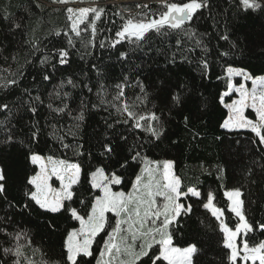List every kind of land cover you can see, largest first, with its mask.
I'll list each match as a JSON object with an SVG mask.
<instances>
[{
	"label": "trees",
	"instance_id": "trees-1",
	"mask_svg": "<svg viewBox=\"0 0 264 264\" xmlns=\"http://www.w3.org/2000/svg\"><path fill=\"white\" fill-rule=\"evenodd\" d=\"M257 2L261 7L252 10L239 0H207L179 30L150 31L141 41L125 38L115 43L127 19H152L165 11L161 0H95L96 8L104 10L95 20V32L91 14L80 25L79 36L71 30L66 3L0 0V169L5 176L0 181V261L12 264L16 259L3 250L14 248L17 241L12 237L21 233L26 234L19 242L22 264H68L64 242L79 222L67 209L88 216L100 195L92 188L91 174L98 168L109 178L117 174L121 183L111 189L128 193L144 160L171 161L180 191L195 188L201 193L199 198H180L185 207L191 205V212L178 217L170 229L173 246H197L193 264H230L219 222L203 207L209 194L223 210L224 223L234 230L238 218L228 211L225 192L239 190L243 213L254 230L242 233L237 242L247 239L251 247L264 241V145L250 131L222 128L229 114L220 103L227 91V68L243 69L252 77L264 75V0ZM60 50L68 53L63 65ZM118 85L125 95L116 100ZM173 94L180 96L179 105L170 102ZM234 97H225L224 103ZM121 103L137 115L155 112L163 128L160 138L132 128L131 121L123 123L125 117L117 112ZM60 108L64 111H53ZM80 115L82 120L77 119ZM245 115L254 119L251 111ZM106 144L111 153L105 151ZM33 153L80 167L73 198L64 201L59 213L44 212L26 195L33 191L27 179L37 171L29 160ZM137 153L140 158L133 160ZM116 219L107 212L105 228L91 246L93 255L78 258L82 264H96ZM152 252L158 254L159 245Z\"/></svg>",
	"mask_w": 264,
	"mask_h": 264
},
{
	"label": "snow or ice",
	"instance_id": "snow-or-ice-1",
	"mask_svg": "<svg viewBox=\"0 0 264 264\" xmlns=\"http://www.w3.org/2000/svg\"><path fill=\"white\" fill-rule=\"evenodd\" d=\"M68 2L70 0H53V3L64 4ZM161 2L166 10L160 12L158 17L145 18L141 21L132 18L127 19L121 29L117 31L116 35L119 39L115 43H119L125 38H135L136 41H141L150 31L160 33L161 29L165 28L179 30L186 22L192 20L198 10L207 6V0H189V2L182 4L167 3L166 0H161ZM239 3L245 9L255 10L261 7L257 0H239ZM144 7L147 8L148 6L144 5ZM66 11L68 19L71 21L72 32L79 36V25L85 22L89 13L94 15L91 26L95 32V20L100 19L104 10L84 7L80 9L67 8ZM15 27L19 28L20 25L16 24ZM56 34L60 35L59 32ZM223 38L227 39V37ZM69 44H71V40H69ZM114 46L115 44H113ZM101 47H103V43ZM67 55L66 51L60 50V64L63 65L67 62ZM123 55L122 53L121 56ZM203 67L207 68V64L204 63ZM227 76L228 90L221 94L220 103L223 104L224 98L233 91L238 93L239 99L225 105L229 110V116L221 127L229 131L234 129L250 131L259 138V143L264 145V76L252 77L243 69L231 67L227 69ZM233 76H242L246 81L251 80V90L245 88L243 83L238 88H234L231 82ZM44 79L47 80L49 77L46 75ZM69 83L72 81L69 80ZM117 88L118 93L114 99L119 100L125 93L123 86L118 85ZM140 88L143 92L142 85ZM170 102L179 105L181 98L178 94H173L170 97ZM2 107L6 109L7 105ZM249 108L255 113V120L245 117V110ZM31 110L34 113L36 111L35 108ZM53 111L63 112L64 109H53ZM117 112L125 117L122 122L128 124L131 121V126L134 129L147 131L156 139H159L163 134L161 118L155 112L137 115L127 103L118 105ZM77 119L82 120L83 115L78 116ZM185 122H187V117H185ZM33 139H36V133H33ZM11 140L12 137L9 136L8 142ZM64 146L68 147V145ZM105 151L111 153L113 149L106 144ZM139 158V153L132 157L133 160ZM29 160L33 165L39 167V171L27 179V184L35 190L26 192V195L44 212L53 214L61 212L65 209L64 201H71L73 198L72 187L79 182L80 167L64 160H53L51 157L45 161L35 153L29 156ZM123 166L121 165V167ZM172 170L173 163L171 161L151 162L144 160L141 174L136 176L132 184V191L127 195L111 190L110 185L121 183L120 176L113 173L110 178L106 177L103 169H97L93 172L91 174L92 188L100 189L102 195L95 198L87 219L79 215L75 208L67 209L71 217L80 223L79 230L69 232L64 242L68 264H82L78 258L93 255L91 246L94 238L105 228V213L107 212L113 213L117 219L112 231L104 240L96 264H145L144 258H147V262L150 264H158L159 261H164L166 264H193V257L198 252L197 246L195 244H190L184 248L173 246V236L170 229L177 222L178 217L191 212V205L185 207L179 202L180 198L189 195L199 198L201 193L195 188L181 192V181L173 174ZM52 176L60 181L59 190L50 187L49 180ZM3 180H5V176L3 170L0 169V181ZM3 190V184H0V192ZM241 195L239 190L225 192V196L230 202L228 211L238 217V223L234 230L224 223L222 219L224 212L214 205L212 194L208 195L207 202L203 204V207L219 222V230L223 233V247L230 250L228 256L230 264H238V261H242L243 264H248L249 261L251 264H257V262L264 264V241L251 247L247 239L243 240L242 247L237 244V238L241 233L247 236L248 232L254 230L243 213ZM157 197H160L163 203H159ZM261 229L264 230V225L261 226ZM12 238L17 241L16 246L5 248L4 254L16 258L12 264H22L23 245L19 242L26 238V234L16 233ZM154 245H159L158 254L152 252ZM0 264H4V262L0 261ZM24 264H34V262L25 260Z\"/></svg>",
	"mask_w": 264,
	"mask_h": 264
},
{
	"label": "rangeland",
	"instance_id": "rangeland-1",
	"mask_svg": "<svg viewBox=\"0 0 264 264\" xmlns=\"http://www.w3.org/2000/svg\"><path fill=\"white\" fill-rule=\"evenodd\" d=\"M96 3H95V0H72L70 3H66L65 5L67 6V8H73V9H80V8H84V7H89V8H96V5H95ZM92 13H89V15H91ZM88 15V16H89ZM71 22V21H70ZM81 25V24H80ZM80 25H79V27H80ZM71 27V26H70ZM75 34V33H74ZM228 69V68H227ZM227 69H226V77L228 78V76H227ZM233 69H239V68H233ZM262 76H264V75H262ZM258 77H261V76H258ZM235 80H239L240 82H239V84H236L235 83ZM231 82H232V84H233V86H234V88H238L239 86H240V84H244V86H245V88H247L249 91L251 90V88H252V82H251V80H244V78L242 77V76H233L232 78H231ZM227 90H228V88H227ZM235 95V97L234 98H232V100L230 101V102H228V103H223V105H224V107L226 108V110H227V115L229 114V110H228V108L225 106L226 104H231L234 100H237V99H239V95H238V93H236L235 91H233V92H231L230 93V95ZM229 95V96H230ZM226 97H228V96H226ZM225 99V98H224ZM247 111H251L252 113H253V115H254V119L253 120H255L256 119V116H255V113L249 108V109H246L245 110V113L247 112ZM244 113V114H245ZM227 117V116H226ZM245 117H246V115H245ZM247 118V117H246ZM249 119V118H248ZM227 130V129H226ZM234 130H236V129H234ZM238 130H245V129H238ZM258 138V137H257ZM259 139V138H258ZM42 157V156H41ZM45 161H47V158L48 157H42ZM53 160H57V161H59V159H56V158H52ZM154 162H158V161H154ZM36 166V168H37V171L36 172H38L39 171V167L37 166V165H35ZM98 169H100V168H98ZM173 171V170H172ZM95 172V171H94ZM36 174V173H35ZM34 174V175H35ZM173 174H174V172H173ZM91 179H92V177H91ZM145 179H146V177H145ZM49 185H50V187L52 188V189H54V190H59L60 189V187H61V183H60V181L55 177V176H52L51 177V179L49 180ZM110 187H111V185H110ZM98 189V188H97ZM35 189H33V191H34ZM99 191H100V189H98ZM112 190V189H111ZM113 192H123V191H114V190H112ZM132 191V190H131ZM130 191V192H131ZM228 191H233V190H228ZM123 193H125V192H123ZM129 193V192H128ZM128 193H125V195H127ZM50 195H51V193H50ZM100 195H102V193H101V191H100ZM99 195V196H100ZM183 197V196H182ZM227 198V197H226ZM157 201L159 202V203H163V201H162V199L160 198V197H157ZM229 201V200H228ZM230 203V202H229ZM106 214L107 213H105V220H106ZM238 218V217H237ZM85 219H87V217L85 218ZM222 219H223V217H222ZM79 222V221H78ZM79 228H80V223H79V227L76 229V230H79ZM72 231H74V230H72ZM71 231V232H72ZM240 235H243L242 233L240 234ZM239 237V236H238ZM241 244H238V242H237V244H238V246L239 247H242L243 246V241L242 242H240ZM238 264H243V262L242 261H238ZM248 264H251V261H249L248 262ZM257 264H258V262H257Z\"/></svg>",
	"mask_w": 264,
	"mask_h": 264
},
{
	"label": "water",
	"instance_id": "water-1",
	"mask_svg": "<svg viewBox=\"0 0 264 264\" xmlns=\"http://www.w3.org/2000/svg\"><path fill=\"white\" fill-rule=\"evenodd\" d=\"M118 2H127V1H118Z\"/></svg>",
	"mask_w": 264,
	"mask_h": 264
}]
</instances>
